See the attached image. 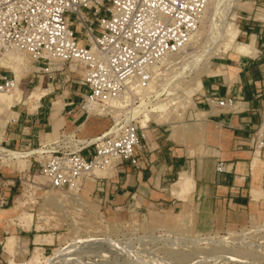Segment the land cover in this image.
<instances>
[{
  "label": "crops",
  "instance_id": "1",
  "mask_svg": "<svg viewBox=\"0 0 264 264\" xmlns=\"http://www.w3.org/2000/svg\"><path fill=\"white\" fill-rule=\"evenodd\" d=\"M250 4L253 11L264 8V0H250ZM245 13L248 15L243 17L242 30H239L244 43L237 42L238 34L236 44L246 49H231L232 53L211 63L208 73L202 77V88L195 98L188 127L181 125L174 132L149 124L144 131L143 169L126 163L104 176V191L98 195L105 203L174 210L183 207L195 212L197 226L205 232L240 227L263 205L264 19H255L253 12ZM5 76L13 77L9 71H0V82ZM44 77L50 82L47 75ZM72 84L73 90L61 100L53 96L54 84H48V89H41L44 87L39 85L34 91L42 97L34 105L35 111L23 103L7 121L2 119L1 127L8 124L4 133L8 151L46 146L43 142L47 139H50L48 146H56L57 134L61 144L81 146L109 130L113 124L110 117L87 115L81 110L86 96L82 90H87L80 84ZM207 98L231 99L232 103L217 107L210 105ZM255 133L261 136L263 147H257ZM86 153L90 158L94 148L82 152L88 158ZM220 162L225 167L223 172L217 170ZM185 174L194 187L190 194L178 196L172 188ZM5 178L0 177V185ZM12 190L10 187L7 193L11 198ZM9 226V220H0V239L8 235ZM23 239L31 241V236ZM0 264H3L2 255Z\"/></svg>",
  "mask_w": 264,
  "mask_h": 264
},
{
  "label": "built area",
  "instance_id": "2",
  "mask_svg": "<svg viewBox=\"0 0 264 264\" xmlns=\"http://www.w3.org/2000/svg\"><path fill=\"white\" fill-rule=\"evenodd\" d=\"M210 0H0V59L9 52L31 58L37 73L52 81L65 78L87 90L81 110L110 117L109 130L81 146L44 150L42 173L53 189L80 190L96 170L129 163L143 169L144 131L134 107L152 97L157 70L178 55L201 27ZM0 71H7L0 68ZM72 74L78 75L76 81ZM15 76L3 77L0 89L11 90ZM226 107L231 99L207 98ZM116 105L118 107H116ZM151 124V123H150ZM257 147H263L255 133ZM94 148L90 158L82 155ZM8 150L6 149L5 152ZM219 172L224 164L217 166ZM106 177H95L104 191ZM10 183L1 181L0 210L9 207Z\"/></svg>",
  "mask_w": 264,
  "mask_h": 264
},
{
  "label": "rangeland",
  "instance_id": "3",
  "mask_svg": "<svg viewBox=\"0 0 264 264\" xmlns=\"http://www.w3.org/2000/svg\"><path fill=\"white\" fill-rule=\"evenodd\" d=\"M219 1L220 3L222 2L219 8L223 10H220L222 15L220 14L216 18L218 21L217 24L221 21V24L233 22L239 30H242L241 21L243 17L248 15L245 11L253 12L252 17L255 19H264V8L253 11L250 0H241L239 7L232 8L226 6L229 4L227 2L228 0H217L214 2L218 3ZM207 17V20L212 17V9L209 10ZM207 26V24H204L200 27L202 35L197 43L184 49L178 55H175L173 57L174 60L166 65L165 68H162L159 79L153 85L154 88L149 90V93H152V97L150 96L149 99H144V102L147 101V103L150 101L155 102L157 92L160 94L163 93L160 96L162 100L167 99L169 101V99H175L173 100L175 105L171 106L170 110L163 116L169 122L166 125L165 123L161 124L165 129H171L176 132L181 125L188 127V124L192 122L191 112L195 108V98L202 88V77L208 73L211 63L218 62L220 57H225L227 54L233 52L228 51L224 53L218 51L219 41L217 42V39L214 41L216 34L213 35L214 32H209L210 30L208 31ZM237 42L244 43L240 33ZM22 57H25V55ZM195 59L196 67L188 69L180 76V68L188 64V62H194ZM25 60L26 65L19 82V88L22 89H20L23 95L22 100L16 102L17 107L14 106L7 111L6 108L2 107V102H0V150H3V154H7L5 152L4 133L8 124L4 128L1 127L2 119L7 121L10 115H14L13 113L18 110L19 106H23V103L28 105L30 111H35L33 108L36 99L34 98L32 100L33 104L28 101V96L32 91L38 89L39 85L44 87L41 89H48V84H54L56 91L53 93V96L61 100L63 95H68L73 90L70 88V84L74 82H64L65 78H62L61 81L57 79L54 82L52 80L48 82L47 77L36 72L37 69L34 68L35 65L32 64L29 56L26 55ZM3 69L7 70L6 68ZM9 75L14 76L10 71ZM72 78L77 81L78 75L72 74ZM31 79L34 80L31 82ZM73 85L78 84L74 83ZM173 87L177 89L172 92L171 88ZM170 90L171 92L169 93ZM14 91L13 89L11 92ZM172 93L173 95H171ZM82 94H87V91L83 89ZM187 98H191V103L186 104V107H184L183 105L187 102ZM150 123L152 125H159L155 121H151ZM56 136L58 143L56 146H63L59 134ZM48 141L50 139L43 142L46 146L35 147L31 150H40V148L46 151L52 150L54 146L52 144L48 146ZM86 156L88 157L87 153ZM46 159V155L38 154H34L22 161L0 158V177H6L4 181L12 185L10 187H12L14 193L9 207L0 210V220H9L10 223L8 235H2L0 239L2 241L0 255L3 256V264H27L34 256L36 248H39L43 254V259L40 261V264H48V262L50 264L51 261H44V258H53V255L56 256L61 250L57 255H61L62 257L57 256L56 260L60 258L59 260L62 259L64 262L66 260L69 264H73V262L74 264H79L80 262L85 264L94 261L96 264H125V262L126 264H133L131 261L139 252L146 255H155V259L163 262L162 264L165 261V264L171 262L174 264H195L197 260L200 262L205 261L209 256L223 254L225 251L227 254L233 257L235 256L234 258L236 259L238 257L242 259L244 256V260L248 261L247 264H264V202L262 206H258L256 211L250 215L249 220L242 226L205 232L201 228H198V218L195 212L188 211L183 207L174 210L168 207L153 206L145 208L136 207L134 204L112 205L105 203L96 190L95 177L111 175L115 168H109L104 171L96 170L94 174L84 179L83 186L80 187V190H70L67 188L64 190L53 189L48 179L42 173V165ZM15 229L18 232L20 231V233H16ZM26 235L31 236V241L29 239H23ZM11 236L16 237L17 242V249L12 254L6 248L7 238ZM149 236H162L163 241L153 242L142 239L148 238ZM179 237L186 238L185 241L181 238L183 241H181L182 246L180 243L176 245L173 243L174 239ZM90 238L105 239V244L109 240L112 242L115 241L117 244L112 246V248L114 247L113 251L110 250L112 253L107 251L105 252L106 254L104 252L99 254L94 246L89 244ZM199 238H202V242ZM208 238H211L214 242L220 238L222 240L224 239L226 240H223L226 245L223 243L220 247L216 246L215 243L212 244L213 241L207 243L206 241L210 240ZM195 239H199V241ZM192 240H194V243ZM185 242L187 246H185ZM129 245L135 250L133 251ZM66 246L73 251H69V248H66ZM74 246H77V248ZM104 248L106 249L108 246L105 245ZM75 252L76 254H74ZM129 253L131 254L129 255ZM73 257L77 260L74 261ZM159 258H163L164 260ZM217 264L246 263L220 261Z\"/></svg>",
  "mask_w": 264,
  "mask_h": 264
},
{
  "label": "bare ground",
  "instance_id": "4",
  "mask_svg": "<svg viewBox=\"0 0 264 264\" xmlns=\"http://www.w3.org/2000/svg\"><path fill=\"white\" fill-rule=\"evenodd\" d=\"M214 1H217V0H210V2H209V5H208V7H207V9H206V12H205V15H204V18H203V21H202V24H201V27H202V25H204V24H207L208 26H207V28H208V31L209 32H214L213 33V35L214 34H216L215 35V40L214 41H216V39H217V42L219 41V44H218V51H221V52H228L229 50H231V49H234V48H236L237 49V51H244L245 49H246V46H243V45H239V44H236V40H237V36H238V34H239V29H238V27L233 23V22H225V23H222L221 24V22L220 23H218L217 24V17L222 13V12H220V10H223V9H220L219 8V6L220 5H222V2L220 3V1L217 3V2H214ZM224 1V0H223ZM229 4L228 5H226V6H229V7H239L240 6V4H241V0H228L227 1ZM225 6V7H226ZM222 7V6H221ZM229 7H228V9H229ZM230 8V9H231ZM210 9H212V17L210 18V19H208L207 20V15H208V13H209V10ZM227 9V10H228ZM224 10H225V8H224ZM226 10V11H227ZM228 13H229V11H227ZM228 13H224V14H228ZM232 14V13H231ZM222 15V14H221ZM231 16V15H230ZM207 17V18H206ZM222 17V16H221ZM224 17V16H223ZM225 18V17H224ZM223 18V19H224ZM227 19V18H226ZM225 20V19H224ZM223 20V21H224ZM202 32H201V30H199L195 35H193L192 37H191V39H190V42L188 43V45H187V47H185L184 49H187L188 47H190L191 45H193V44H195V43H197L198 41H199V39H200V37H201V34ZM212 38V37H211ZM213 40V39H212ZM211 42V41H210ZM213 42V41H212ZM23 55L22 54H20V53H15V52H9L8 54H6L3 58H1L0 59V67H3V68H6L8 71H10V72H12L13 74H14V76H15V79H16V81H18V82H16L15 81V86H14V92H11L13 89H11V90H5V89H0V102H2V107H4V108H6V111L7 110H10L12 107H14L15 106V104H16V102H20L21 100H22V93H21V88H19V82H20V80H21V75H22V71H23V69L25 68V65H26V60H25V58H26V55H25V57H22ZM173 57H175V56H172V57H170V58H168V59H166V61H164V68L166 67V65H168V64H170L174 59H173ZM188 57V56H187ZM190 61V60H189ZM194 61V60H193ZM196 59H195V61L194 62H188V64H186V65H184L182 68H180L181 69V72H180V76L182 75V74H184V72H186L188 69H191V68H193V67H196ZM195 65V66H194ZM160 70H162V69H158L157 70V72H158V75H160ZM187 74V73H186ZM176 75V74H175ZM188 75V74H187ZM17 83H18V85H17ZM192 83H194V82H192ZM192 83H191V85H192ZM190 86V85H189ZM154 87L152 86L151 87V90L153 89ZM21 89V90H20ZM173 89H175V87H173V88H171V90H172V92L173 91H176V89L175 90H173ZM171 90L169 91V93L171 92ZM178 91V90H177ZM168 92V91H167ZM157 94V96H156V99H155V102L153 101H150V102H148L147 103V101L146 102H142L140 105H138V106H136V107H134V109H133V111L131 112L132 113V117H131V119L132 118H134V119H140V123H141V126H142V128L143 129H147L148 128V124L151 122V121H155V122H157L159 125H161V124H163V123H165V125H166V123L168 124L169 122L167 121L168 119H165L163 116H165L166 114L165 113H167L169 110H170V108H171V106H173V105H175L174 104V102H173V100H175V99H172V100H170L169 99V101H167V99H164V100H162V99H160V96L163 94H160V93H156ZM175 94V93H174ZM171 95H173V93L171 94ZM171 95H170V97H171ZM177 95V94H176ZM169 96V95H168ZM42 97V94H37V92L36 91H33V92H31L30 94H29V96H28V101L29 102H31L32 104H33V102H32V100L35 98L36 99V102H35V105L36 104H38V101L40 100V98ZM149 101V100H148ZM167 101V102H166ZM190 104L191 103V98L189 99V98H187V102H185V104L183 105L184 107H186V104ZM116 107H117V105H116ZM190 129V128H189ZM3 151V150H2ZM2 151L0 150V158H7V159H10V160H18V161H22V160H24V159H26V158H28V157H30V156H32V155H34V154H38V155H42L43 153H44V150H41V148H40V150H31V151H29V152H20V151H14V150H9V151H7L8 153L7 154H3L2 153ZM257 162V159L255 160V163ZM184 177H183V179L178 183L177 182V184H175V186H174V188H172L173 189V191H174V193L175 194H178V196H179V194L181 195H183V194H190L191 193V191H192V189H193V187H194V185H193V187H192V181H191V178L187 175V174H185V175H183ZM76 193V192H75ZM174 195V194H173ZM185 195V196H186ZM175 197H177V196H175ZM181 198V197H180ZM249 233V232H248ZM256 233V232H255ZM245 235H247V234H245ZM169 236V235H168ZM182 238V237H181ZM181 238L179 237V238H175L174 239V244L176 245V244H181V246H182V243H181ZM184 238V237H183ZM182 238V239H183ZM110 239V238H109ZM143 240H150V241H153V242H160V241H163V238H162V236H157V237H155V236H152V237H146V238H142ZM188 239H190V238H188ZM192 239H194V238H192ZM200 239V241H201V239L202 238H199ZM199 239L198 240H196V241H199ZM208 239H210L209 241H206L207 243L208 242H210V241H213L211 238H208ZM88 240V239H87ZM184 241L186 240V238L185 239H183ZM191 240V239H190ZM189 240V241H190ZM224 240V239H223ZM221 238L218 240V241H213V243L212 244H216V246H222L223 245V243H224V241H226V240H224L223 241ZM105 239H96V238H90L89 239V244H92L93 246H94V248L97 250V252H99V254L101 253V252H107V251H110V250H112L113 251V248H112V246H115L117 243H115V241L114 242H112V241H108V243H106L105 244ZM138 241H140V240H138ZM194 240H192V242H193ZM203 241H204V239H203ZM223 241V242H222ZM80 242V241H79ZM83 242V241H82ZM81 242V243H82ZM118 242V241H117ZM143 242V241H142ZM141 242V243H142ZM168 242H170V241H168ZM183 242V241H182ZM202 242V241H201ZM16 238L15 237H11V238H9L8 239V241H7V250H10L9 252L12 254L15 250H16ZM80 243V244H81ZM124 243V242H123ZM123 243H122V245H123ZM194 243V242H193ZM197 243V242H196ZM196 243H195V245H196ZM222 243V244H221ZM76 244V243H75ZM126 244V243H125ZM131 244V243H130ZM184 244H186V242L184 243ZM190 244H192L191 242H190ZM225 245H226V243H224ZM108 246V248H104V246ZM133 245H134V243H133ZM189 245V244H188ZM69 246V245H68ZM68 246H66V248L68 247ZM80 246V245H79ZM82 246V245H81ZM86 246H88V245H86ZM124 246H126V245H124ZM129 246H131V245H129ZM184 246V245H183ZM185 246H187V244L185 245ZM70 247V246H69ZM68 247V248H69ZM74 247H76L77 248V246H74ZM123 247V246H122ZM132 247V246H131ZM138 247V246H137ZM173 247H175L174 245H173ZM224 247V246H223ZM66 248H64V250H66ZM127 248V247H126ZM125 248V249H126ZM136 248V247H135ZM143 248V247H142ZM145 248V247H144ZM74 249V248H73ZM132 249H133V251L135 250L133 247H132ZM73 251L71 248H69V251ZM79 251H80V249H78ZM117 250V249H116ZM128 250V249H127ZM60 251V250H59ZM62 251V250H61ZM60 251V252H61ZM79 251H78V253H79ZM84 251V250H83ZM124 251V250H123ZM7 252V251H6ZM59 252V253H60ZM111 252V251H110ZM116 252V251H115ZM131 252V251H130ZM224 252V251H223ZM59 253H57V254H59ZM86 253V252H85ZM89 253V252H88ZM112 253V252H111ZM122 253V252H121ZM132 253V252H131ZM131 253H129V255L131 254ZM133 253H136V252H133ZM224 253H226V251L224 252ZM218 254V255H212V256H209V258L208 259H205V261H198L197 260V262L195 261V264H201V263H212V264H217V263H219L220 261H229V262H231V263H246L247 264V262L248 261H246V260H244L245 259V257L243 256V260L241 259V258H239L238 257V259H236V258H234L233 256H231V255H229V254ZM56 254V256L55 255H53V258H49V259H47V257H45L44 259V261H48V260H50L51 261V263L50 264H69V262H66V260H65V262L64 261H62V259L61 260H59L58 258H57V260H56V257L57 256H61V255H57ZM62 254V253H61ZM67 254V253H66ZM65 254V255H66ZM69 255H70V253H68ZM74 254H76V252L74 253ZM74 254H72V255H74ZM79 254H81V253H79ZM78 254V255H79ZM82 254H84V253H82ZM102 254V253H101ZM106 254V253H105ZM125 254H126V252H125ZM63 255V254H62ZM68 255V256H69ZM98 255V254H97ZM109 255V254H108ZM124 255V254H123ZM128 255V256H129ZM43 254L41 253V250L39 249V248H36V250H35V253H34V256L28 261V263L27 264H40V261L43 259ZM55 256V257H54ZM64 256V255H63ZM71 256V255H70ZM77 256V255H76ZM75 256V257H76ZM121 256V255H120ZM134 256V255H133ZM13 257V256H12ZM62 257V256H61ZM72 257V256H71ZM70 257V258H71ZM83 257V256H82ZM67 258V257H66ZM74 258V257H73ZM77 258V257H76ZM126 259H127V257H125ZM199 258V257H198ZM204 258V257H203ZM47 259V260H46ZM89 259H90V256H89ZM159 259H163V258H159ZM240 259V260H239ZM68 260V259H67ZM77 259H75L74 258V261H76ZM80 260V259H79ZM79 260H78V263H79ZM91 260V259H90ZM164 260V259H163ZM69 261V260H68ZM72 261V260H71ZM80 261H82V260H80ZM125 261V260H124ZM12 262V261H11ZM86 262V261H85ZM87 262H88V260H87ZM129 262V261H128ZM133 264H162L163 262H160V261H157L156 259H155V255L153 256V255H146V254H143V253H137V255L136 256H134V258L132 259V261H131ZM170 262V261H169ZM47 263V262H46ZM82 262H80L79 264H81ZM165 263H166V261H165ZM164 263V264H165ZM193 263V262H192ZM48 264H49V262H48ZM73 264H74V262H73ZM83 264V263H82ZM85 264H96L95 263V261L94 262H88V263H85ZM110 264V263H109ZM122 264V263H121ZM125 264H126V262H125ZM167 264H174V263H167ZM175 264H178V263H175Z\"/></svg>",
  "mask_w": 264,
  "mask_h": 264
}]
</instances>
